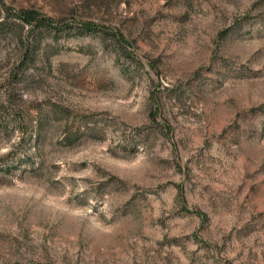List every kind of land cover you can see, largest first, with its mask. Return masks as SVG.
<instances>
[{
  "label": "rangeland",
  "instance_id": "obj_1",
  "mask_svg": "<svg viewBox=\"0 0 264 264\" xmlns=\"http://www.w3.org/2000/svg\"><path fill=\"white\" fill-rule=\"evenodd\" d=\"M5 9L0 264H264V0Z\"/></svg>",
  "mask_w": 264,
  "mask_h": 264
},
{
  "label": "trees",
  "instance_id": "obj_2",
  "mask_svg": "<svg viewBox=\"0 0 264 264\" xmlns=\"http://www.w3.org/2000/svg\"><path fill=\"white\" fill-rule=\"evenodd\" d=\"M5 11L6 17L3 22H0V26L8 27L10 30H14V28L17 27L23 28L26 26H28L30 30L46 32H52L61 29L56 26L57 24L54 19L35 9H19L16 11L5 9Z\"/></svg>",
  "mask_w": 264,
  "mask_h": 264
}]
</instances>
